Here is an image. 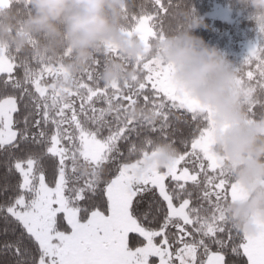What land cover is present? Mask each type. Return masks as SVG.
Returning <instances> with one entry per match:
<instances>
[{"label": "snow or ice", "instance_id": "snow-or-ice-1", "mask_svg": "<svg viewBox=\"0 0 264 264\" xmlns=\"http://www.w3.org/2000/svg\"><path fill=\"white\" fill-rule=\"evenodd\" d=\"M149 2L151 11L123 10L121 30L145 48L135 60L109 44L72 74L70 49L52 57L39 51V37L24 49L0 42V264H264V219L253 217L255 233L230 219V205L250 194L214 151V109L152 54L172 30L162 22L172 0ZM175 7L179 31L190 13ZM5 12L23 33L29 0H0ZM257 27L262 39L235 66L249 122L264 119ZM112 61L135 75L104 82ZM161 143L175 149L164 166Z\"/></svg>", "mask_w": 264, "mask_h": 264}, {"label": "clouds", "instance_id": "clouds-1", "mask_svg": "<svg viewBox=\"0 0 264 264\" xmlns=\"http://www.w3.org/2000/svg\"><path fill=\"white\" fill-rule=\"evenodd\" d=\"M251 7L257 26L264 25V0H239ZM31 14L23 21V33L9 20V13L0 17V42L24 49L30 37L40 38L39 51L58 57L62 49L71 50L66 68L79 74L98 54H106L112 44L131 60L145 54L139 39L130 40L121 30L127 0H29ZM187 15V14H186ZM183 31L155 40L152 54L174 66V82L200 104L214 109L217 126L214 151L225 158L233 179L247 189L249 198L230 205V219L242 232L255 233L253 217L264 219V119L249 122L234 87L235 66L221 51L193 34L201 21L189 16ZM102 79H131L135 72L124 70L118 61L105 65ZM71 86V81L68 82ZM139 114V109H137ZM227 125L226 130L220 131ZM163 153L161 166L175 155L169 144H158Z\"/></svg>", "mask_w": 264, "mask_h": 264}, {"label": "trees", "instance_id": "trees-1", "mask_svg": "<svg viewBox=\"0 0 264 264\" xmlns=\"http://www.w3.org/2000/svg\"><path fill=\"white\" fill-rule=\"evenodd\" d=\"M222 3H228L235 10L238 15V21L231 23L226 19H211L205 16L213 7V0H172L173 8L169 13L163 16V25L166 29H172L169 34L177 32L175 29L179 23L176 13L178 9L175 7L181 4V8L190 13V16L195 17L201 21V26L193 29V34L201 37L207 44L214 46L221 51L226 60H230L233 66H238L244 59L241 54L240 40L244 38L262 39L258 33V27L252 19V9L246 4L240 3L239 0H219ZM167 3V0H164ZM130 6L131 14H140L141 5H145L147 10L151 11V3L149 0H127ZM159 26L160 21H157ZM183 27L179 31L185 30L189 25V20H183ZM255 68V65H253ZM258 111V109H257ZM179 115V114H177ZM173 126L183 128L182 123H178L173 117ZM187 134V129H185ZM179 147V145H177ZM3 175L0 170V176ZM134 235V234H133Z\"/></svg>", "mask_w": 264, "mask_h": 264}, {"label": "rangeland", "instance_id": "rangeland-1", "mask_svg": "<svg viewBox=\"0 0 264 264\" xmlns=\"http://www.w3.org/2000/svg\"><path fill=\"white\" fill-rule=\"evenodd\" d=\"M212 9L205 14V16L210 17L211 19L215 20L217 18L221 19H226L227 21H231V23H235L238 20V15L235 14V10L231 7L230 4L228 3H222L219 0H213V5ZM258 41L257 38H244L240 40V47H241V52L238 54H241L242 57L244 58L249 51V48L255 44ZM229 62H231L228 59ZM232 64V62H231Z\"/></svg>", "mask_w": 264, "mask_h": 264}]
</instances>
